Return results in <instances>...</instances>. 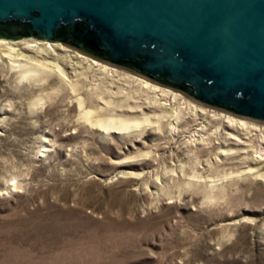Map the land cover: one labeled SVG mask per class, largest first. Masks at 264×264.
I'll list each match as a JSON object with an SVG mask.
<instances>
[{
    "label": "rangeland",
    "instance_id": "374dc122",
    "mask_svg": "<svg viewBox=\"0 0 264 264\" xmlns=\"http://www.w3.org/2000/svg\"><path fill=\"white\" fill-rule=\"evenodd\" d=\"M86 74L76 92L0 64V264H264V131L194 114L172 128L166 109ZM80 95L95 117L144 125L96 128Z\"/></svg>",
    "mask_w": 264,
    "mask_h": 264
},
{
    "label": "water",
    "instance_id": "95a60500",
    "mask_svg": "<svg viewBox=\"0 0 264 264\" xmlns=\"http://www.w3.org/2000/svg\"><path fill=\"white\" fill-rule=\"evenodd\" d=\"M64 24L71 29L60 38ZM24 37L264 122V0H0V38Z\"/></svg>",
    "mask_w": 264,
    "mask_h": 264
},
{
    "label": "bare ground",
    "instance_id": "6f19581e",
    "mask_svg": "<svg viewBox=\"0 0 264 264\" xmlns=\"http://www.w3.org/2000/svg\"><path fill=\"white\" fill-rule=\"evenodd\" d=\"M56 47H60L66 52L64 54H60L57 52ZM5 62L9 63V65L13 68L20 69L21 76L25 78L30 75H32L31 77H33V75L36 77V74L55 73L64 79L67 84H69L71 91L76 92L78 87L77 77L84 76L85 72H87L86 75L88 76H97L98 80L107 81L111 86L120 84L123 88H121L118 93L123 95L125 94V100H130L136 95L141 97L144 96L147 106L157 107L159 110L166 109L167 112L163 113L161 117L170 118L172 120V128L176 127L175 123H178L179 119H181L184 114H194L195 116L205 115L206 122H208V124L211 123L212 120H216V123L219 124L217 127L218 130L216 131L218 133L221 128L227 127L238 129V131H249L256 128L262 130L261 132L264 131L263 124L258 125V123L249 119L236 116L221 109L209 107L206 104H202L201 102L189 98L190 96L188 97L177 90L153 82L144 76L117 65L105 62L80 50L73 49L62 42L41 40L35 37H24L20 39L0 38V64H5ZM67 68H70V71ZM90 79L91 78H89V80ZM127 88L133 90L135 94L133 92L131 93L130 90L127 91ZM81 96L82 95L78 97V105L81 109L80 115H82L81 117L85 118L86 121H90L93 126H96V128L99 127L101 130L106 132H108V130L126 132L139 128L144 123L138 118L122 115L95 117V111L85 107V101L81 98ZM128 109L135 111L134 109H131V107ZM145 121L147 122V125L152 122L150 117H147ZM204 127H206V125ZM231 137L234 139L238 138V136L234 134H231ZM262 145V141H258V143L253 147L256 152L260 153V155H263L262 151L264 150V147ZM257 173H259V171ZM262 175L264 174L262 173Z\"/></svg>",
    "mask_w": 264,
    "mask_h": 264
},
{
    "label": "trees",
    "instance_id": "16d2710c",
    "mask_svg": "<svg viewBox=\"0 0 264 264\" xmlns=\"http://www.w3.org/2000/svg\"><path fill=\"white\" fill-rule=\"evenodd\" d=\"M10 22H8L9 24ZM20 25H23V27H26L27 30H25V32H28V29H29V26L28 24L26 23H23V22H19ZM11 25V24H10ZM70 29H71V26L69 24H64L62 27H60L58 30H57V35L60 36V38L69 35V32H70Z\"/></svg>",
    "mask_w": 264,
    "mask_h": 264
}]
</instances>
